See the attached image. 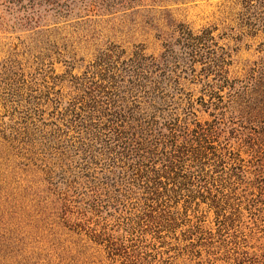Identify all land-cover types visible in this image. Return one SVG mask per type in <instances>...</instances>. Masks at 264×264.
<instances>
[{
  "label": "trees",
  "instance_id": "16d2710c",
  "mask_svg": "<svg viewBox=\"0 0 264 264\" xmlns=\"http://www.w3.org/2000/svg\"><path fill=\"white\" fill-rule=\"evenodd\" d=\"M74 1L109 0H3L59 16ZM173 33L159 57L110 46L80 73L35 85L9 78L5 91L30 103L24 117L43 134L38 145L24 131L21 142L46 147L86 201L78 227L112 262L173 264L216 243L228 264H259L243 251L255 235L264 240V61L231 77L230 53L208 30ZM196 62L212 78L194 99L182 80Z\"/></svg>",
  "mask_w": 264,
  "mask_h": 264
},
{
  "label": "rangeland",
  "instance_id": "374dc122",
  "mask_svg": "<svg viewBox=\"0 0 264 264\" xmlns=\"http://www.w3.org/2000/svg\"><path fill=\"white\" fill-rule=\"evenodd\" d=\"M50 9L6 7L0 0V264H120L78 227L86 201L46 147L21 142L24 131L38 145L43 134L24 117L30 103L5 91L9 78L13 85H35L45 75L80 73L110 46L127 52L141 46L159 57L180 24L194 34L208 30L213 43L230 53L231 77L240 78L264 61V0H109L95 7L74 1L63 16ZM173 50L183 67L190 65L177 44ZM202 67L196 62L183 74L182 85L194 99L212 78ZM246 245L244 254L264 264V240L255 235ZM221 251L215 243L173 264H228Z\"/></svg>",
  "mask_w": 264,
  "mask_h": 264
}]
</instances>
